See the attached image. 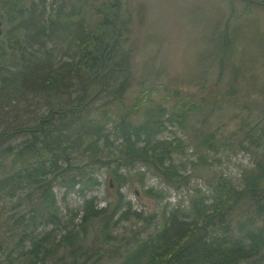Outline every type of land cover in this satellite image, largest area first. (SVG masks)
<instances>
[{"label": "trees", "instance_id": "1", "mask_svg": "<svg viewBox=\"0 0 264 264\" xmlns=\"http://www.w3.org/2000/svg\"><path fill=\"white\" fill-rule=\"evenodd\" d=\"M123 4V0H53L51 4L0 0L4 22L0 200L4 195L20 198L29 189L23 198L30 203L27 209L12 212L11 220L1 226L0 251L9 247L21 264H43L60 250L71 261L58 257L55 264H86L95 253L101 258L104 245L116 241L113 230L120 221L131 216L142 219L121 190L129 179L121 170L141 164L166 184L177 189L186 186L188 204L179 202L165 210L162 227L131 242L119 264H264V152L255 153L253 167H242L238 183L224 175L216 180L209 177L208 191L180 172L173 155L186 154L188 143L177 135L172 139L162 135L169 125L189 133L202 107L179 89L170 90L163 99L153 96L146 85L139 91L130 89L131 20L124 16ZM54 42L65 46L69 59L55 62ZM104 91L112 97L111 104L101 106L96 114L92 105ZM168 101H173L170 107ZM32 104H39V110L30 109ZM209 121L204 114L203 123ZM189 137L192 151L207 164L206 151L217 149V131L193 128ZM241 148L249 150L245 145ZM75 152L86 156L89 165L114 164L118 187L111 209L100 208L96 197L85 196L100 184L90 170L82 166L69 172L79 166L73 164ZM56 182L67 192L74 189L84 195L80 222H75L79 210L66 221L60 216ZM147 192L160 200L167 195L152 187ZM98 218L102 246L86 247L90 223ZM47 223L55 224L57 232L35 234L40 224ZM14 260L7 258L9 264H16Z\"/></svg>", "mask_w": 264, "mask_h": 264}, {"label": "rangeland", "instance_id": "2", "mask_svg": "<svg viewBox=\"0 0 264 264\" xmlns=\"http://www.w3.org/2000/svg\"><path fill=\"white\" fill-rule=\"evenodd\" d=\"M47 1L51 4L53 0ZM123 1V14L130 16L131 20L128 42L133 54L130 89L139 91L146 85L158 99L165 98L172 89L190 94L202 110L193 118L189 133L193 128L210 127L217 131L219 137L217 149L206 151L208 161L204 164L192 151L189 133L186 134L180 126L169 125L162 135L164 139L177 135L188 143L186 154L173 155L174 164L180 167L181 173L191 177L192 184H199L206 191L210 188L209 177L216 180L224 175L238 183L242 167H251L255 153L264 152V7L248 0ZM55 45V62L69 59L64 53L65 46ZM221 63L224 64L222 72ZM111 98L108 91L100 94L92 105L96 114L101 106L111 104ZM172 103L168 101V107ZM38 107L39 104H32L30 109L36 111ZM204 114L210 118L207 124L203 123ZM241 145L249 150L242 149ZM73 157V164L79 166L75 169L72 167L69 172L84 166L100 181L99 185L87 190L85 196H94L98 207L111 209L118 187L113 180L114 164L89 165L88 158L77 152ZM121 172L129 178L121 188L125 201L131 203L132 211L142 214V219L131 216L128 220L120 221L113 230L116 238L114 244L104 245V249H101L104 256L99 258L95 253L86 264H92L96 259H99L96 264H119L121 254L129 250L131 242L144 239L162 227L165 210L179 202L188 204L189 191L186 186L177 189L166 184L144 165L123 168ZM151 187L166 191L165 199L160 200L149 194L147 189ZM53 188L63 220H68L79 210L75 222H80L84 195L74 189L67 192L60 182H56ZM28 192L29 189L21 193V199L3 196L0 200V228L11 220L9 216L12 212L27 209L30 203L23 197ZM101 222V218H98L90 223L86 247L98 249L102 246L99 238ZM55 227L53 223L40 224L35 234L56 233ZM6 252H9L8 255ZM6 252L0 251V264H9L8 257L21 264L9 247ZM58 257L71 261L66 252L60 250L43 264H55Z\"/></svg>", "mask_w": 264, "mask_h": 264}, {"label": "water", "instance_id": "3", "mask_svg": "<svg viewBox=\"0 0 264 264\" xmlns=\"http://www.w3.org/2000/svg\"><path fill=\"white\" fill-rule=\"evenodd\" d=\"M3 26H4V22H3V20L0 18V40H1V38H2V36H3V33H4V28H3Z\"/></svg>", "mask_w": 264, "mask_h": 264}, {"label": "flooded vegetation", "instance_id": "4", "mask_svg": "<svg viewBox=\"0 0 264 264\" xmlns=\"http://www.w3.org/2000/svg\"><path fill=\"white\" fill-rule=\"evenodd\" d=\"M248 1L253 2L255 4H258V5H261V6L264 7V1H262V0H248Z\"/></svg>", "mask_w": 264, "mask_h": 264}]
</instances>
